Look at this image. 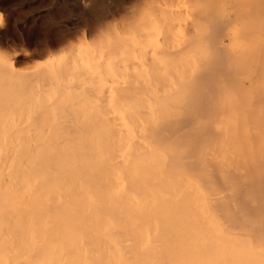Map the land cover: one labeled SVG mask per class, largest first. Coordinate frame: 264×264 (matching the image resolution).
Segmentation results:
<instances>
[{
  "label": "bare ground",
  "instance_id": "1",
  "mask_svg": "<svg viewBox=\"0 0 264 264\" xmlns=\"http://www.w3.org/2000/svg\"><path fill=\"white\" fill-rule=\"evenodd\" d=\"M232 1L246 33L167 97L0 122V264H264V0Z\"/></svg>",
  "mask_w": 264,
  "mask_h": 264
},
{
  "label": "rangeland",
  "instance_id": "2",
  "mask_svg": "<svg viewBox=\"0 0 264 264\" xmlns=\"http://www.w3.org/2000/svg\"><path fill=\"white\" fill-rule=\"evenodd\" d=\"M208 1L0 0V122L87 127L167 97L212 45L229 50L247 31L232 0ZM228 15L211 39L208 19Z\"/></svg>",
  "mask_w": 264,
  "mask_h": 264
}]
</instances>
